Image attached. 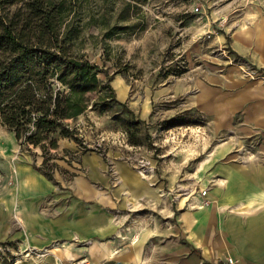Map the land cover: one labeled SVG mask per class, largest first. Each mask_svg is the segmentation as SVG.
<instances>
[{
	"label": "crops",
	"instance_id": "1",
	"mask_svg": "<svg viewBox=\"0 0 264 264\" xmlns=\"http://www.w3.org/2000/svg\"><path fill=\"white\" fill-rule=\"evenodd\" d=\"M122 1L137 7L147 2L121 0L119 11ZM131 14L125 20L116 16L113 24L107 15L99 20L91 15L90 25L103 38L114 25L135 24ZM240 16L255 22L236 31L229 48L243 65L264 70V11L243 9ZM111 83L123 102L124 81L114 77ZM225 90L219 88L216 98L209 89L202 94V110L216 119V130L235 135L220 141L201 163L209 202L199 207L198 194L188 206H170L165 221L132 218L140 199H158L159 193L126 160L111 157L109 173L100 155L79 151L83 171L67 184L59 171L50 177L39 170V149H21L0 122V242L16 255L28 251L15 264H70L82 257L89 264H226L227 257L233 264H264V87L240 80L234 91ZM57 144L54 153L77 152L72 140L59 138ZM116 209L125 213L122 219H115Z\"/></svg>",
	"mask_w": 264,
	"mask_h": 264
},
{
	"label": "rangeland",
	"instance_id": "2",
	"mask_svg": "<svg viewBox=\"0 0 264 264\" xmlns=\"http://www.w3.org/2000/svg\"><path fill=\"white\" fill-rule=\"evenodd\" d=\"M120 1L78 0L77 19L83 25L89 14L99 20L102 13L113 24ZM195 6L198 11L193 10ZM138 8L131 14L134 28L103 39L98 29L88 25L81 30L77 46L90 62L105 69L111 80L120 77L124 81L127 93L123 102L139 121L141 144H129L126 132L111 118L116 107L101 113L88 107L78 124L68 121L77 128V152L52 151V161L57 167L54 171L68 184L83 171L79 151L100 155L103 170L109 173L114 165L111 157H121L159 193L158 199H140L139 211L132 218L165 221L170 218L166 212L170 206L185 207L198 197L203 189V159L220 141L235 136L217 131L216 119L204 114L203 91L209 89L216 98L223 85L231 92L240 80L264 87V70L243 65L229 48L236 31L255 22L240 19L241 10L264 11V0H147ZM110 85L119 99V90L111 81ZM177 114L192 123L162 129L161 121ZM111 182L117 185L118 180L111 178ZM113 214L122 219L125 213L116 209ZM122 230L118 228L119 241ZM20 254L27 257L28 251Z\"/></svg>",
	"mask_w": 264,
	"mask_h": 264
},
{
	"label": "trees",
	"instance_id": "3",
	"mask_svg": "<svg viewBox=\"0 0 264 264\" xmlns=\"http://www.w3.org/2000/svg\"><path fill=\"white\" fill-rule=\"evenodd\" d=\"M77 8L78 0H0V122L14 133L21 149H39L38 169L50 177L57 168L52 151L58 139L78 144L77 128L68 120L75 121L88 107L99 113L116 107L111 118L126 132L129 144H141L139 121L116 98L108 72L77 46L81 30L93 23L89 14L81 25ZM138 10L122 1L117 17L125 20ZM135 26L114 25L103 39ZM182 116L162 120V129L192 123Z\"/></svg>",
	"mask_w": 264,
	"mask_h": 264
},
{
	"label": "built area",
	"instance_id": "4",
	"mask_svg": "<svg viewBox=\"0 0 264 264\" xmlns=\"http://www.w3.org/2000/svg\"><path fill=\"white\" fill-rule=\"evenodd\" d=\"M193 10L198 11V7L195 6ZM209 202L207 197V188H203L199 191V201L198 206L202 207L207 205ZM20 253L17 255L14 253L11 245L7 243L0 242V264H15L17 262V256H19ZM28 255V254H27ZM234 261L231 257H227L226 264H233ZM70 264H89L87 261V258H77V259H71Z\"/></svg>",
	"mask_w": 264,
	"mask_h": 264
},
{
	"label": "water",
	"instance_id": "5",
	"mask_svg": "<svg viewBox=\"0 0 264 264\" xmlns=\"http://www.w3.org/2000/svg\"><path fill=\"white\" fill-rule=\"evenodd\" d=\"M114 264H122L121 262H119V261H116Z\"/></svg>",
	"mask_w": 264,
	"mask_h": 264
}]
</instances>
